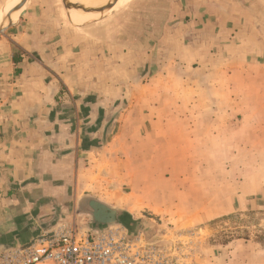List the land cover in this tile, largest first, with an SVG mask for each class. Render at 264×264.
<instances>
[{"label":"rangeland","instance_id":"rangeland-1","mask_svg":"<svg viewBox=\"0 0 264 264\" xmlns=\"http://www.w3.org/2000/svg\"><path fill=\"white\" fill-rule=\"evenodd\" d=\"M79 1L74 4L87 7L107 5L104 11L97 12V16L93 17L89 15L96 12L67 8L64 0H25L21 11L24 13L29 3L37 26L43 28L46 25L53 40L64 33L67 38L80 34L75 33L76 27L82 28L95 22L102 25V21L107 20L110 23L106 27L122 29L128 16L116 21L117 16L114 15L122 14L132 4L138 11L144 12L153 3V0H128L123 6L112 9L120 0ZM221 1L225 8L220 6ZM7 6L0 13V25L7 20L3 18ZM176 12L181 17L185 15L187 20L186 24L185 21L179 24V47L173 48V58H170L169 47L163 53H152L147 57L150 66L138 71L135 68L137 73L131 78L123 76L119 68L105 70L108 75H114L109 87L115 90L109 92V100L102 101L105 106L99 104L98 107L100 111L115 110L113 117L109 116L110 113L107 116L100 113L97 117V124L104 123L106 119L105 128L108 130L102 133V129L97 133L98 147L114 138L116 145L111 150L114 158L119 155L118 150L119 153L124 149L128 151L129 148L121 144L127 136L129 141L137 142L152 139L147 138L149 133L140 139H130L127 132L117 137L119 130L117 126L113 127V123H119L118 112L123 109H146L149 114L142 119L156 120L152 125H160L157 131L161 136L164 135L161 130L165 129L162 126L169 124L166 127L168 145L161 150L168 156L156 162L158 169L166 176L174 168L175 172L189 168L194 174L188 179L186 176L173 180L167 177L165 183L157 180L147 182L157 189L165 188L167 194L172 192V204L180 200L186 203L191 199L194 215L185 218L188 212L172 211L168 215L174 216V219H169V216H164L167 213L145 209L137 213V223L127 216L129 227H126L141 232V236L148 241L177 243L181 264H264V241L256 237L258 229L264 228V0H180ZM240 14L247 18L244 25H249L244 34L238 31ZM10 31L7 32L8 37H11ZM81 38L79 35L72 41L76 44L78 40L79 43L68 52L71 56L67 60H74L73 53L81 50L79 53L83 57L81 62H76L77 75L86 77L80 82V88L88 83V88H85L89 89L94 82L92 72L104 69L91 68L90 60L94 52L87 51L91 37ZM238 45L248 49V54L240 53ZM158 55L161 56L159 59H163L161 62L157 60ZM239 61L244 62L240 66L247 65L249 68L238 70ZM156 62L164 67H155ZM95 73L102 75L100 71ZM5 74L9 79L13 76L12 69L6 68ZM240 74L242 77H239ZM10 91V85L0 84V95ZM94 95L102 96L103 92ZM130 117L131 120L136 119L135 115ZM143 144L140 146L144 147ZM104 165L100 164V167ZM121 169L118 168L119 175L115 176L117 180L111 181L109 186L123 188L130 194L132 205L143 209L138 201L140 188L137 186L140 185L133 183L132 179H124L126 174ZM142 183L146 190H152V186L145 185V180ZM177 184L180 189H185L188 184L193 186L194 195L177 196ZM71 209L59 212L58 220H75L91 227V218ZM132 214L135 213L129 215ZM21 243H8L3 249Z\"/></svg>","mask_w":264,"mask_h":264},{"label":"crops","instance_id":"crops-1","mask_svg":"<svg viewBox=\"0 0 264 264\" xmlns=\"http://www.w3.org/2000/svg\"><path fill=\"white\" fill-rule=\"evenodd\" d=\"M179 1L153 0L144 12L138 11L132 4L122 14L114 15L117 16L116 21L128 16L122 29L112 25V28L106 27L110 23L107 20L102 21V25L95 22L82 28L76 27L75 33L80 34L67 38L64 33L53 40L46 25L43 28L37 26L36 16L31 13L28 3L25 12L16 18L18 20L0 33V84L10 85L11 89L9 93L0 95V245L28 241L56 222L59 212L71 208L81 211L80 204L84 198H95L125 211L124 221L119 222L124 226L127 225V216L134 223L139 222L136 221L137 213L145 209L167 213L164 216H169V219H174V216L168 215L172 211L188 212L185 218L194 215L191 199H186V203L180 200L172 204V192L167 194L165 188L157 189L154 184L148 183L153 180L165 183L167 177L173 180L186 176L188 179L194 174L189 168L179 172H175L174 168L168 176L159 171L156 162L168 156L161 150L168 145L166 127L169 124L162 126L165 129L161 130L164 134L161 136L157 131L160 125L154 124L156 120L142 119L149 114L146 109H123L118 112L119 123H113V127L117 126L119 130L117 137L127 132L130 139H140L149 133L147 138L152 139L134 140V144L127 136L121 144L129 148L128 151L124 149L119 153L118 150L119 155L114 158L111 150L115 148V139L105 141L101 147H98L100 142L96 139L100 130L103 129L102 133L108 131L105 128L106 119L104 123L97 124L98 115L107 116L110 113L109 116L113 117L115 110L100 111L98 107L99 104L104 105L102 101L109 100V92L115 90L109 87L114 75H108L105 70L119 68L123 76L131 78L137 73L135 68L138 71L150 66L147 57L152 53H163L169 47L170 58H173V48L179 47V24L187 20L185 15L181 17L176 12ZM9 2L0 0V13ZM222 5L225 8L223 1L220 2ZM242 16L238 15V31L244 34L249 25H244L247 18ZM8 30H11V37H8ZM79 35L81 40L91 37V48L87 47L89 53L94 52L90 60L91 68L104 69L97 70L102 75L92 72L94 82L89 89H86L88 83L86 88H80V82L86 77L77 75L76 62H81L83 57L79 53L81 50L73 53L74 60H67L71 56L68 52L79 43L78 40L76 44L72 41ZM238 51L248 54L249 50L238 45ZM160 57L158 55V62L163 60ZM158 62L155 67H164ZM238 63V70L249 68L247 65L240 66L244 63L242 61ZM6 68L13 71L9 79L5 76ZM102 92V96L94 95ZM91 100L95 103H89ZM130 115H135L136 119L131 120ZM150 158L155 159L154 162ZM100 164L107 165L100 167ZM118 168L126 174L124 179H132L133 183L140 185L137 186L140 188L138 201L143 209L132 205L130 194L123 188L109 186L111 181L117 180ZM142 180H145V185L152 186V190H146ZM176 190L179 197L194 195L193 186L189 184L185 189H180L177 184ZM182 199L185 200L184 197ZM131 212L135 214L129 215ZM83 214L91 218L89 214Z\"/></svg>","mask_w":264,"mask_h":264},{"label":"built area","instance_id":"built-area-1","mask_svg":"<svg viewBox=\"0 0 264 264\" xmlns=\"http://www.w3.org/2000/svg\"><path fill=\"white\" fill-rule=\"evenodd\" d=\"M178 247L148 241L120 223L93 230L59 219L28 241L0 249V264H181Z\"/></svg>","mask_w":264,"mask_h":264},{"label":"trees","instance_id":"trees-1","mask_svg":"<svg viewBox=\"0 0 264 264\" xmlns=\"http://www.w3.org/2000/svg\"><path fill=\"white\" fill-rule=\"evenodd\" d=\"M13 61L17 62L15 58H13ZM80 208L82 213H87L91 216V228L93 230L100 229L112 223H121L124 221L122 219L124 218L123 215L127 214L125 211L95 198H84L80 204ZM256 237L258 240L264 241V228L258 229Z\"/></svg>","mask_w":264,"mask_h":264},{"label":"bare ground","instance_id":"bare-ground-1","mask_svg":"<svg viewBox=\"0 0 264 264\" xmlns=\"http://www.w3.org/2000/svg\"><path fill=\"white\" fill-rule=\"evenodd\" d=\"M79 0H71V3L70 1L68 0H64V5L65 7L67 8H70V7H74V8H79V9H82L86 12H96V13H93V14H90L89 16L93 17L94 15L97 16V14L99 12H102L104 11L105 9V6H101V7H87V6H84V5H81V4H74V3H77ZM109 1V0H107ZM16 0H10V2L8 3V6H7V9L5 11V14L3 15V18L4 20L7 19L6 21L2 22L1 25H5L6 23L10 22V21H15V19L17 18V16L22 13L23 11H21V7H19L18 5H20V3L22 2V0H18V3H15ZM81 2V1H79ZM106 1H104L103 3H105ZM128 2V0H120L118 1L113 7L112 9H117L118 7H121L123 6L124 4H126ZM102 3V4H103ZM19 7V8H18ZM107 9V8H106ZM76 12V11H75ZM98 12V13H97ZM85 13V12H84ZM87 14V13H86ZM75 15V14H74Z\"/></svg>","mask_w":264,"mask_h":264},{"label":"water","instance_id":"water-1","mask_svg":"<svg viewBox=\"0 0 264 264\" xmlns=\"http://www.w3.org/2000/svg\"><path fill=\"white\" fill-rule=\"evenodd\" d=\"M24 2H25V0H22V2L20 3V5H18V6L21 7L24 4ZM105 5H107V3L104 4V5H102V6H105ZM14 22L15 21H10V22L6 23L4 26L3 25H0V32L2 30H4L6 27H8L9 25L13 24ZM4 247H5V245H0V249H3Z\"/></svg>","mask_w":264,"mask_h":264}]
</instances>
